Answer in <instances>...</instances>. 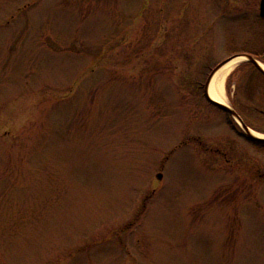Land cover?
Returning a JSON list of instances; mask_svg holds the SVG:
<instances>
[{"label":"rangeland","instance_id":"rangeland-1","mask_svg":"<svg viewBox=\"0 0 264 264\" xmlns=\"http://www.w3.org/2000/svg\"><path fill=\"white\" fill-rule=\"evenodd\" d=\"M254 7L0 0V264H264V146L198 87L264 56ZM244 64L227 106L264 135Z\"/></svg>","mask_w":264,"mask_h":264},{"label":"bare ground","instance_id":"bare-ground-1","mask_svg":"<svg viewBox=\"0 0 264 264\" xmlns=\"http://www.w3.org/2000/svg\"><path fill=\"white\" fill-rule=\"evenodd\" d=\"M246 60L245 57H235L223 65L213 76L209 86H208V96L209 98L220 105L227 106V98L224 93V83L232 71L237 68L241 63ZM259 66L264 72V64L259 62ZM251 134L257 138H264V135L259 134L255 131H251Z\"/></svg>","mask_w":264,"mask_h":264},{"label":"water","instance_id":"water-1","mask_svg":"<svg viewBox=\"0 0 264 264\" xmlns=\"http://www.w3.org/2000/svg\"><path fill=\"white\" fill-rule=\"evenodd\" d=\"M263 4H264V0H263V3H262V12H263ZM236 56H233V57H230L226 60H224L223 62H221L219 65H217L213 70L212 72L210 73V75L208 76L207 80H206V83L204 85V97L205 99L207 100L208 103H210L211 105L217 107L220 111L222 112H225L227 113L228 115H230L234 120H236L244 135L247 137L248 140H250L251 142H261V143H264V138H257V137H254L249 128L242 122V120L239 118V116L236 114V112L229 108L228 106H223V105H220V104H217L215 102H213L209 96H208V86L214 76V74L223 66L225 65L227 62H229L231 59L235 58ZM246 59H247V62H250L251 64H253L263 75H264V72L263 70L261 69V67L259 66V63L252 57V56H246ZM161 176L158 175V179H160Z\"/></svg>","mask_w":264,"mask_h":264},{"label":"flooded vegetation","instance_id":"flooded-vegetation-1","mask_svg":"<svg viewBox=\"0 0 264 264\" xmlns=\"http://www.w3.org/2000/svg\"><path fill=\"white\" fill-rule=\"evenodd\" d=\"M250 1H252V0H250ZM254 2H255L254 10H255L256 16L253 19V22L255 21L257 23L258 28L261 31H263L262 35H264V4H263V12H262V3H263V0H254ZM242 19H244V17ZM261 53L264 54V50ZM249 54H251V53H247L246 51L245 52H236L234 54H231L229 57L240 56V55H249ZM255 55H257V54H255ZM249 56H251V55H249ZM255 59L258 60L257 58H255ZM258 61H260V62H262L264 64V61H261V60H258ZM244 63L246 64V63H250V62H244Z\"/></svg>","mask_w":264,"mask_h":264},{"label":"trees","instance_id":"trees-1","mask_svg":"<svg viewBox=\"0 0 264 264\" xmlns=\"http://www.w3.org/2000/svg\"><path fill=\"white\" fill-rule=\"evenodd\" d=\"M251 56H254L255 58H257L258 60L264 61V56L262 57L261 55H254V54H249ZM244 66H246L248 68L247 71L249 72H254V76L257 75L258 78L260 80H262V82H264V75L262 73H260L252 64L250 63H246L244 64ZM211 72V71H210ZM198 87H201L203 89V85H198ZM229 117V124L233 127L234 130H237L239 133L242 134L241 130L239 129V127L235 124V122L231 119V117L229 115H227ZM255 145H263L264 143L261 142H253Z\"/></svg>","mask_w":264,"mask_h":264}]
</instances>
